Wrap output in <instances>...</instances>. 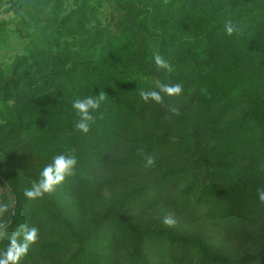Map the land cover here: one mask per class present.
Here are the masks:
<instances>
[{
    "label": "trees",
    "instance_id": "16d2710c",
    "mask_svg": "<svg viewBox=\"0 0 264 264\" xmlns=\"http://www.w3.org/2000/svg\"><path fill=\"white\" fill-rule=\"evenodd\" d=\"M66 3L0 0V258L34 227L16 264H264V0ZM61 154L72 174L25 197Z\"/></svg>",
    "mask_w": 264,
    "mask_h": 264
},
{
    "label": "clouds",
    "instance_id": "9594fccd",
    "mask_svg": "<svg viewBox=\"0 0 264 264\" xmlns=\"http://www.w3.org/2000/svg\"><path fill=\"white\" fill-rule=\"evenodd\" d=\"M239 29L234 25L231 20L226 21L224 26L225 35L231 36L233 33L238 32ZM154 63L157 67L167 68L169 67L167 61L161 56L154 55ZM182 89L179 84L175 85H161L160 91H142L140 93L141 99L145 102L152 100L156 103L162 101L161 92L166 95H179ZM105 98V93L101 91L98 95L85 97L84 99H76L72 103L73 111L78 115L79 119L75 122V129L80 133L87 134L90 130L91 123L94 122L93 113L98 112L101 106V102ZM173 111H175L173 109ZM151 159L148 160L150 164ZM77 160L74 156H65L63 154L57 155L53 158L52 162L46 165L40 172V179L34 183L31 189L25 190V197L37 198L42 196L44 193H48L54 190V188L61 184L66 176L72 174V170L76 166ZM259 199L264 202V192L259 193ZM166 225L174 223L170 218H165L163 221ZM38 230L36 228L24 230V241L25 243L17 245L16 240L11 241V246L0 258V264H16V261L20 256L27 251L28 245L35 242L37 239ZM15 235V234H14Z\"/></svg>",
    "mask_w": 264,
    "mask_h": 264
},
{
    "label": "rangeland",
    "instance_id": "374dc122",
    "mask_svg": "<svg viewBox=\"0 0 264 264\" xmlns=\"http://www.w3.org/2000/svg\"><path fill=\"white\" fill-rule=\"evenodd\" d=\"M72 0H67L66 6H71ZM107 5L105 4L104 7H102V16H101V23L105 24L107 23ZM0 17H4V15H0ZM20 52V45L17 43V39L14 37H10L7 41L6 46L0 48V62H6L10 61L14 55ZM2 192V189L0 187V193Z\"/></svg>",
    "mask_w": 264,
    "mask_h": 264
}]
</instances>
